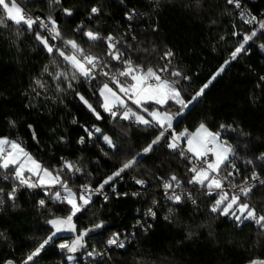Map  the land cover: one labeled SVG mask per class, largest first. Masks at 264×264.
<instances>
[{"label":"trees","instance_id":"1","mask_svg":"<svg viewBox=\"0 0 264 264\" xmlns=\"http://www.w3.org/2000/svg\"><path fill=\"white\" fill-rule=\"evenodd\" d=\"M240 1L264 19V0ZM20 2L33 17L46 19L51 15L69 38L80 40V33L72 29L81 22L105 36L110 32L127 33V41L133 45L132 57L140 58L146 66L161 64V54L171 49L175 53L174 64L190 77L189 81L181 82L186 100H190L225 59L230 58L242 35L252 30L237 20L234 6L228 5L226 0H201L199 9L195 7V0H161L155 7L154 0H123V3L120 0H61L60 6H50V0ZM93 5L102 7V11L89 20V10ZM63 8L72 9L74 16L66 18ZM128 9L142 14L131 22V30L125 20ZM149 25L158 26V31L152 32ZM33 28L39 30L35 24ZM233 31L239 35L233 36ZM16 32L11 22L6 29L0 28V137L18 140L30 155L50 169L59 168L62 157L82 162L85 175L72 177L70 187L79 190L82 184L90 183L95 188L120 167L123 159L142 153L154 137V131L130 122L114 123L106 114L103 120L97 121L72 92L61 97L62 103L46 100L43 94L35 97L31 91L32 81L42 76L45 65L51 67L52 58L36 41L34 32H29L26 27L20 29L19 37ZM42 35L47 36L45 32ZM132 36L136 37L135 41ZM259 43H264V37L255 43L250 42L249 52L241 53L225 67L195 106H189L176 131L185 128L193 131L200 122L206 123L212 131L217 130L221 123L238 125L237 131L242 130L246 135L225 132L229 143L236 146L242 155L245 149L241 145H246L249 153L264 151V81L260 80L264 76V52L259 49ZM84 46L87 47L86 44ZM43 79L49 78L44 75ZM76 88L98 108V97L93 95L88 84L79 83ZM48 95L54 94L49 92ZM170 110L174 112L175 107ZM9 120L15 121V127L9 125ZM28 125L32 128L29 129ZM94 125L111 136L119 146L117 151L108 148L102 138L93 136L89 140L84 128L92 130ZM81 136L85 137L83 145L77 143ZM171 172L185 180L186 162H180L166 148L159 147L141 155L140 163L122 173L121 180L114 178L111 183L115 185L116 193L121 195L117 196L109 185H105L108 201L94 196L90 209L78 214V219L74 218L78 229L87 228L99 220L104 222L100 233L86 238L87 250L94 245L101 250V241L111 233L130 229L151 206V198L156 197L157 215L152 227L145 232L137 229L125 248L109 251L103 258L106 264H249L253 258H264V236L259 235L254 224L245 222L236 227L233 220L211 214L208 210L210 199L198 197L203 203H198L195 208L187 203L177 207L159 195V188L149 187L145 191L132 182L136 177L155 185L159 183L156 175L167 177ZM4 183L0 180V187ZM134 192L143 194L134 197ZM251 198L253 203L264 204V188L255 189ZM39 199H46L48 208L55 215L67 214V205L53 203L40 190H20L15 207L6 201L0 209V232L7 237L0 238V264L7 261L22 264L26 255L49 234V226L45 223L49 218L48 212L37 210ZM169 207L175 209L171 222L163 218L168 215ZM189 232L193 233L190 238ZM63 237L67 240L73 238ZM54 241L34 258L38 264H67L58 252L57 245L62 240L58 236ZM83 252L86 250L76 255ZM62 253L66 251L62 250Z\"/></svg>","mask_w":264,"mask_h":264},{"label":"snow or ice","instance_id":"2","mask_svg":"<svg viewBox=\"0 0 264 264\" xmlns=\"http://www.w3.org/2000/svg\"><path fill=\"white\" fill-rule=\"evenodd\" d=\"M120 2L123 3V0ZM159 2L160 0H154L153 6L159 5ZM226 3L239 10L240 20L251 26L252 30L242 35L241 41L230 53V58L225 59L216 73L194 92L190 100H186L181 82L189 81L190 77L174 64L175 53L171 49L163 51L160 56L161 64L155 67L146 66L140 58L132 57L133 45L128 43L127 33L110 32L105 36L81 22L72 29L80 33V40L69 38L63 34L61 26L51 15L46 19L33 17L28 14L20 0H0V28L6 29L11 22L17 29L16 35L19 37L20 29L26 27L29 32H34L36 41L52 58L51 67L45 65L42 76L32 81L31 91L35 97L43 94L46 100H52L53 103L59 100L62 103L61 97L72 92L97 121L103 120L106 114L114 123L130 122L155 133L151 142L142 149V153L123 159L120 167L95 188L90 183H85L79 190L70 187V182L71 178L78 174L85 175V166L82 162L65 160L62 157L60 167L50 169L30 155L18 140L0 137V180L5 182L4 186L0 187V206L10 201L15 207L17 193L21 189L29 191L38 189L53 203L67 205V214L57 216L48 208L46 199L37 201V210L43 209L48 212L49 218L45 223L49 226V234L26 255L22 264H38L34 258L38 257L46 246L54 243V238H57L58 234L63 233L73 235L70 241L59 235L62 242L57 245L59 249L69 254L67 260L70 264H75L74 254L80 250H86V255L92 257L94 261L100 257L96 264H106L103 257L107 249L125 248V241L120 238V234L113 232L101 241L103 249L98 250L94 245L91 250H87L86 238H90V234L100 233L104 228V222L99 220L87 228L78 229L74 218L78 219V214L90 209L94 204L93 196H103L107 202L109 197L104 192L105 185H109L112 192L116 193L115 185L111 183L114 178H122V173L134 169L140 163L141 155H147L159 147L166 148L169 154L178 158L180 162H186V179L181 180L171 172L167 177L156 175L158 184L150 185L145 179L133 177L135 184L145 191L149 187L159 188L164 200L177 207L191 202L195 208L198 203H203V200H198L197 197L210 199L212 203L208 205V210L211 214L233 220L236 227L250 222L257 227L259 235L264 236V204L253 203L251 198L255 189L264 188V151L249 153L247 146L241 145L240 147L245 149L242 155L236 146L229 143L225 132L246 135L242 130L237 131L238 125L234 127L221 123L216 131H212L206 123L200 122L193 131L187 128L176 131L180 118L186 115L189 106H195L198 98L205 94V89L225 70V67L241 53L247 54L250 42L255 43L257 39L264 37V19H258L244 10L240 0H226ZM60 5L61 0H50V6ZM201 6V0H195V7L199 9ZM62 11L66 18H71L75 14L69 8H63ZM101 11L102 7L91 6L88 19L99 16ZM138 16L142 14H138L135 9H128L125 12L129 30L131 22ZM34 24L38 25L39 30L33 28ZM149 27L154 33L158 31V26ZM42 32H47V36L42 35ZM232 35L237 36L239 33L233 31ZM131 39L135 41L136 37L132 36ZM258 47L264 52V43H259ZM44 75L49 79H43ZM260 80L264 81V76H261ZM84 82L88 84L93 95L98 97L97 105L102 111L94 107L77 90L76 85ZM49 92L54 95L49 96ZM173 107L174 112L170 110ZM8 123L15 127V121L9 120ZM28 127L31 129L32 125ZM84 131L89 140L93 136L97 139L102 138L113 152L118 150L119 146L102 128L94 125L92 130L85 127ZM120 131L122 132L123 128ZM77 143L83 145L85 137L81 136ZM241 164L247 175L241 172L239 167ZM241 175L243 180L238 181L237 178ZM5 188L9 190L5 192ZM142 194L134 192L132 196ZM157 206V198L152 197L151 206L143 213L144 217L155 220ZM174 211V207H169L168 215L163 218L171 222ZM137 226L144 228L145 231L152 227L150 223L141 224L139 220L133 227ZM187 235L190 238L193 233L189 232ZM0 238L7 239L3 232H0ZM6 264L14 262L7 261ZM249 264H264V258H253Z\"/></svg>","mask_w":264,"mask_h":264},{"label":"built area","instance_id":"3","mask_svg":"<svg viewBox=\"0 0 264 264\" xmlns=\"http://www.w3.org/2000/svg\"><path fill=\"white\" fill-rule=\"evenodd\" d=\"M160 1H161V0H160ZM240 3H241V6H242V8H243L244 10L250 12L252 15H255L258 19H261V18L259 17V15L256 14L254 11H252V10L250 9V7H249L246 3H243V2H241V1H240ZM235 10H236V9H235ZM40 18H41V17H40ZM236 18H237L238 21L242 22V21L240 20V18H239V10H236ZM242 24H243L244 26H246V27H251V26H249V25H247V24H244L243 22H242ZM37 26H38V25H37ZM45 33H46V35H47V32H45ZM50 43H54V42L50 41ZM85 83H86V82H85ZM86 84H87V83H86ZM181 131H182V130H181ZM215 131H216V130H215ZM178 132H179V131H178ZM240 170H241L242 173H244V166H243L242 168H240ZM244 174L247 175L248 173H244ZM117 179L121 180L120 178H117ZM237 179H238V181H242V180H243V175L239 176ZM132 182H133V185H135V186H137V187H140L139 185H137V184L134 183V180H133ZM21 190L23 191V190H27V189H21ZM5 192H7V191H5ZM159 195H161L162 198H163V195H162V193H161V190H159ZM93 197H94V196H93ZM101 197H103V196H101ZM197 198H198V197H197ZM163 199H164V198H163ZM186 203H187V205H188L189 207L194 208V206L191 204V202H186ZM211 203H212V202H211ZM1 208H2V206H0V209H1ZM139 221L141 222V224H148V223L152 224V221H153V220H152L151 218H145L144 215H143L142 219H140ZM135 224H136V223H134V225H135ZM134 225H133V226H134ZM133 226H132L130 229H128V230H124V231H121V232L119 233V234H120V238H121L122 240L125 241V246L128 244L130 238L133 236L132 234L135 233V231H136L137 229L141 230L142 232H145L144 228L139 227V226H137V227H133ZM119 249H121V248H115V247H113V248H111V249H107L106 255H105L104 257H107L109 251H112V250H119ZM58 252L61 254V250H60L59 248H58ZM67 256H68V255H63V260H64L67 264H70V262L67 260ZM104 257H103V258H104ZM100 259H101L100 257H97V258H96V261H94L92 257H88V256L86 255V253H85V254H82V255H79V256H75V264H96V262H98Z\"/></svg>","mask_w":264,"mask_h":264},{"label":"rangeland","instance_id":"4","mask_svg":"<svg viewBox=\"0 0 264 264\" xmlns=\"http://www.w3.org/2000/svg\"><path fill=\"white\" fill-rule=\"evenodd\" d=\"M133 107H134V106H133ZM59 235H63V236H73L71 233L58 234V236H59ZM70 240H71V239H70ZM70 240H69V241H70ZM60 250H61V249H60ZM81 251H84V250H80L79 252L75 253L74 256H77L76 254L80 253ZM85 253H86V252H83V253H81L80 255L85 254ZM61 254H62V255H69L67 252H66L65 254H63V253H62V250H61Z\"/></svg>","mask_w":264,"mask_h":264},{"label":"water","instance_id":"5","mask_svg":"<svg viewBox=\"0 0 264 264\" xmlns=\"http://www.w3.org/2000/svg\"><path fill=\"white\" fill-rule=\"evenodd\" d=\"M94 234V233H93ZM90 235H92V234H90Z\"/></svg>","mask_w":264,"mask_h":264}]
</instances>
